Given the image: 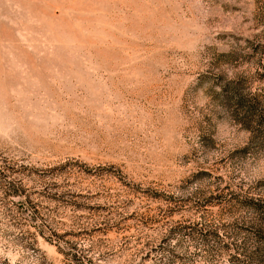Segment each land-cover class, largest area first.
Segmentation results:
<instances>
[{
	"label": "rangeland",
	"instance_id": "rangeland-1",
	"mask_svg": "<svg viewBox=\"0 0 264 264\" xmlns=\"http://www.w3.org/2000/svg\"><path fill=\"white\" fill-rule=\"evenodd\" d=\"M263 115L264 0H0V264H264Z\"/></svg>",
	"mask_w": 264,
	"mask_h": 264
},
{
	"label": "trees",
	"instance_id": "trees-1",
	"mask_svg": "<svg viewBox=\"0 0 264 264\" xmlns=\"http://www.w3.org/2000/svg\"><path fill=\"white\" fill-rule=\"evenodd\" d=\"M224 94L226 95V97L235 100L236 103L238 104V107H240L241 109L246 108L247 111L252 109L251 106L252 104L249 103V100L246 97L240 95L239 90L237 88H231V89L226 88L224 90ZM263 119H264V115H263Z\"/></svg>",
	"mask_w": 264,
	"mask_h": 264
}]
</instances>
